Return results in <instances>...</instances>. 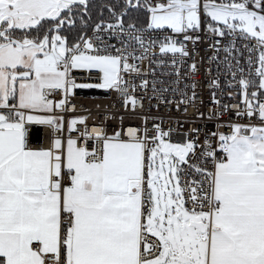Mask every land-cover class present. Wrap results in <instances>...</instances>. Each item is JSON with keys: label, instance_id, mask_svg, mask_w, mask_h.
<instances>
[{"label": "snow or ice", "instance_id": "6c2138e0", "mask_svg": "<svg viewBox=\"0 0 264 264\" xmlns=\"http://www.w3.org/2000/svg\"><path fill=\"white\" fill-rule=\"evenodd\" d=\"M89 6L0 0V264H264V0H123L101 6L112 22L100 19L91 35L81 17L69 41L62 32L79 13L90 15ZM140 7L149 13L146 26H125L128 10ZM202 13L213 35L256 41L245 45L256 78L241 75L244 108L236 115L256 117L259 126L229 123L231 131L206 136L200 152L189 133L175 143L173 130L158 124L151 138L146 126L139 134H90L84 116L67 121L64 138V117L55 113L68 111L75 89L120 91L124 74L139 73L135 61L156 46L187 57L174 36L146 41L145 34L171 30L196 42L189 32L201 30ZM74 70L96 71L100 82L77 84ZM57 92L58 101L49 99ZM194 100L193 91L182 103ZM213 102L220 104L215 95ZM124 103L137 101L125 92ZM227 111L221 105L212 116ZM78 124L85 128L74 138ZM32 126L48 130L49 147L31 146Z\"/></svg>", "mask_w": 264, "mask_h": 264}, {"label": "built area", "instance_id": "2783aa9c", "mask_svg": "<svg viewBox=\"0 0 264 264\" xmlns=\"http://www.w3.org/2000/svg\"><path fill=\"white\" fill-rule=\"evenodd\" d=\"M149 2L155 5L159 0H149ZM104 20L112 22L110 19ZM92 28L93 26L87 31L88 35H91ZM206 28L207 24L202 22L200 31L189 32L191 36H199L200 39L196 42L184 41L183 35L173 34L171 30L163 32L148 30L145 34L146 41L147 39L159 40L165 35L174 36L177 46L183 42L189 55L180 57L179 54H161L159 47L156 46L149 49L146 59L135 61L140 69L139 73L124 74L128 84L120 91L99 88L75 89L74 95L70 97L71 103L68 105V111L55 113L64 117V138L69 135L67 121L73 117L84 116L87 131L90 134L97 129H103L107 135L111 136L117 131H121L122 134L127 133L130 128L137 129L139 134L146 126L148 136L151 138L155 135L153 126L158 124L163 131L173 130L170 131V139L175 143H183L185 139L183 133H189L190 138L194 137L200 146L198 149L200 152L204 150L203 142L206 136L210 137L212 132L217 131L229 133L231 131L227 127L229 123L259 126L261 122L256 117L236 115V112L244 108L238 83L241 75L249 79L256 78L254 72L256 65L253 64L252 68H249L247 62L249 53L245 49V45L254 46L256 41L254 39L244 40L238 34L215 36ZM217 40L220 41L219 45H215ZM110 43L117 48L121 47L116 39L110 40ZM133 47L137 49L135 55H139V46L133 44ZM225 47L230 48L231 55L224 52ZM128 50L132 51V48ZM252 57L255 61L256 54L253 53ZM193 64H195V72L192 71ZM250 72L251 75H249ZM234 73L235 79L233 78ZM72 75L77 84L100 82V74L96 71L74 70ZM145 81L146 86L140 87ZM254 90L250 88L249 92ZM193 91L195 92V106L192 103H182L183 100L192 97ZM125 92L137 101L135 107L131 104L125 106ZM213 95L217 101H220L219 105L213 102ZM60 98L59 92L49 97L53 101H58ZM260 99L264 101V96ZM221 105H227L228 111L219 117H213L212 114L217 112ZM76 128L77 131L71 134L74 138L84 131L85 125L78 124ZM193 129L200 131L192 133ZM123 138L127 139V136L124 135ZM79 143L82 144L83 140L81 139ZM212 143L215 146V140ZM30 144L34 148L49 147L48 130L43 126H32ZM96 146L99 148L98 144ZM92 147L93 142L89 141V150ZM192 162L196 163L195 160Z\"/></svg>", "mask_w": 264, "mask_h": 264}, {"label": "trees", "instance_id": "16d2710c", "mask_svg": "<svg viewBox=\"0 0 264 264\" xmlns=\"http://www.w3.org/2000/svg\"><path fill=\"white\" fill-rule=\"evenodd\" d=\"M135 0H133L134 2ZM102 5H119L123 6V0H90L89 14L84 15L79 13L74 19V25H66L65 31L62 32V35H65L69 41H73L80 33L81 17L86 22V30L88 31L95 23L100 19H110V14L107 10V7L103 8V15H99L101 12ZM120 7H117L116 10L119 11ZM146 16V11L143 7L140 8H131L128 10V13L124 19V23H135L136 25H144Z\"/></svg>", "mask_w": 264, "mask_h": 264}, {"label": "rangeland", "instance_id": "374dc122", "mask_svg": "<svg viewBox=\"0 0 264 264\" xmlns=\"http://www.w3.org/2000/svg\"><path fill=\"white\" fill-rule=\"evenodd\" d=\"M148 18H149V13L146 11V16H145V23H144V25L146 26V24H147V22H148ZM201 18H202V22L204 23V21L205 20H207L208 18H206L204 15H203V13H202V15H201Z\"/></svg>", "mask_w": 264, "mask_h": 264}, {"label": "water", "instance_id": "95a60500", "mask_svg": "<svg viewBox=\"0 0 264 264\" xmlns=\"http://www.w3.org/2000/svg\"><path fill=\"white\" fill-rule=\"evenodd\" d=\"M134 3H135V1H134Z\"/></svg>", "mask_w": 264, "mask_h": 264}]
</instances>
